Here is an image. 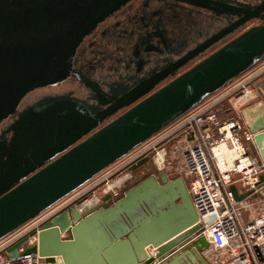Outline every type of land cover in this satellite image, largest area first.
Returning a JSON list of instances; mask_svg holds the SVG:
<instances>
[{"label":"water","instance_id":"water-1","mask_svg":"<svg viewBox=\"0 0 264 264\" xmlns=\"http://www.w3.org/2000/svg\"><path fill=\"white\" fill-rule=\"evenodd\" d=\"M129 1L0 0V123L14 116L0 129V240L264 60V1L173 0L229 24L196 40L130 91L106 92L93 83L97 95L48 94L19 109L32 91L73 76L80 43ZM251 19L259 23L243 29ZM241 114L264 162V105L244 107ZM152 153L148 148L65 202L13 241L7 254L36 252L51 264H174L190 249L207 264L200 253L208 243L197 236V216L181 176L168 177L153 161L154 173L136 176L120 197L113 195L118 182L97 192L123 168L151 160ZM230 190L237 201L249 194H239L234 185ZM32 238L36 242L27 245Z\"/></svg>","mask_w":264,"mask_h":264},{"label":"built area","instance_id":"built-area-1","mask_svg":"<svg viewBox=\"0 0 264 264\" xmlns=\"http://www.w3.org/2000/svg\"><path fill=\"white\" fill-rule=\"evenodd\" d=\"M261 72L241 79L242 75L209 96L151 137L145 146L131 152L114 169L130 163L148 148H152L153 160L155 154L162 153L161 164L166 160L164 158H169L167 176L181 173L186 179L187 192L197 216V236H204L208 243L200 253L207 264H264V162L251 151L254 132L235 116L221 118L219 113L225 100L233 108L236 104L245 106L255 97L264 103V79L256 82ZM154 162L157 164L156 160ZM99 181L78 189L71 198ZM105 183L102 191L112 185L109 180ZM231 185L239 194H249L237 201L230 190ZM97 195L93 193V203L98 200ZM254 200L256 212L249 220H244L242 212ZM63 204L57 203L0 240V264H51L36 252H24L22 249L9 256L6 248ZM30 241L34 244L36 239L32 238L27 243Z\"/></svg>","mask_w":264,"mask_h":264},{"label":"flooded vegetation","instance_id":"flooded-vegetation-1","mask_svg":"<svg viewBox=\"0 0 264 264\" xmlns=\"http://www.w3.org/2000/svg\"><path fill=\"white\" fill-rule=\"evenodd\" d=\"M238 1L257 5L264 0ZM212 19L206 12L200 13L173 0H130L83 39L74 56L76 73L73 76L56 85L32 91L19 109L48 94L73 92L82 98L89 93L97 95L93 83L99 84L106 92L110 89L130 91L142 79L163 71L171 61L186 53L196 40L209 38L229 24L226 20L217 22ZM248 23L257 24L259 20L251 19ZM172 39L175 42L168 45ZM13 118L1 122L0 129ZM152 155V161L129 171L125 167L117 175L119 178L130 174L114 190L116 198L134 184L136 176L140 180L154 173L149 169L154 168Z\"/></svg>","mask_w":264,"mask_h":264},{"label":"rangeland","instance_id":"rangeland-1","mask_svg":"<svg viewBox=\"0 0 264 264\" xmlns=\"http://www.w3.org/2000/svg\"><path fill=\"white\" fill-rule=\"evenodd\" d=\"M251 25H254V23H252V24H250V23L246 24V26H245L243 29H245L246 27L251 26ZM243 29H241V30L238 31L237 33L241 32ZM237 33H235L234 35H236ZM234 35H233V36H234ZM193 63H194V62H193ZM193 63H191V64H193ZM243 107H244V105H243V106L238 105V106H237V111L232 110V111H230V113H229V112L225 111V109L229 108L228 103L225 101V102L222 104V110L219 112V113H220V117H221V118H226V117H228V116H235L236 118L242 120L243 118H242L241 111H242ZM151 139H152V138L148 139L147 141L149 142V140H151ZM147 141H146L145 143H147ZM145 143H143L144 145L142 144V146H145V145H146ZM139 147H141V145H140ZM157 151H159V150H157ZM251 151H252L254 154H256V155H259V154H258V150H257V148H256L255 145H252V146H251ZM132 152H133V151H132ZM157 156H160V158H159V159H156ZM161 159H162V153H161V152H158V154H155V156H154V160L157 161V162H156L157 164H155V167H156L158 170H161V171L166 172V171H168V167H170V164H169V158H167V157L164 158V159H166V160L164 161L163 164H161ZM121 160H122V159H121ZM121 160H119V161L121 162ZM154 160H153V161H154ZM119 161L115 162L114 164H112L111 166H109L107 169H105L106 172L109 171V170H111L114 166L117 167L118 164H120ZM105 170H104V171H105ZM104 171H103V172H104ZM166 174H167V173H166ZM127 175L129 176L130 174H126V177H127ZM124 176H125V175H124ZM124 176H120L119 178L117 177L116 179H114V182H113V183L118 182V184H117L116 186H119L120 184H122V183H121V180L124 179V178H126V177H124ZM96 177H97V176H96ZM96 177H95V178H96ZM95 178H94V179H95ZM117 179H118V180H117ZM116 180H117V181H116ZM92 181H93V180H92ZM90 183H91V181H90ZM87 184H88V183H87ZM87 184H86V185H87ZM109 184H111V183H109ZM97 192H98V193H99V192H102V190H101V189H98ZM97 192H95V194H96ZM94 202H97V200H94ZM88 204H89V203H88ZM256 209H257V203H256V201H255V200H254V201H251V204L246 208V210H244V211L242 212V218H243L244 220H249V219L253 216V214L256 212Z\"/></svg>","mask_w":264,"mask_h":264},{"label":"crops","instance_id":"crops-1","mask_svg":"<svg viewBox=\"0 0 264 264\" xmlns=\"http://www.w3.org/2000/svg\"><path fill=\"white\" fill-rule=\"evenodd\" d=\"M261 71H262V72H261ZM258 72H261V73H259V77H258V79L256 80V82H257V81H260V82H261V81L264 79V60H263L262 62H260L257 66H255L253 69H251L250 71H248L246 74H244L243 77H241V79L244 78V77H247L248 75L256 74V73H258ZM256 82H255V83H256ZM255 83H254V84H255ZM225 101H226V102L228 103V105H229V108H227V110L225 109L227 112L230 113V111H232V110L237 111V106H238V104H236V105L234 106V108H233V107L230 105V103L228 102V100H225ZM225 101H223L222 104H223ZM256 103H261V104L264 105V103H262L258 97H255L253 100L247 102L248 105L246 104L244 107L251 106V105L256 104ZM221 106H222V105H221ZM244 107H243V108H244ZM241 121L244 122V118H243ZM244 123H245V122H244ZM137 150H138V149H137ZM118 166H119V164H118ZM118 166H117V167H118ZM115 168H116V167L114 166L111 170H109V171H107V172H106V170H105L104 172L100 173L99 175H97V177H96L95 179H93V181H91V183L89 182V183H88L87 185H85L83 188H87L88 186L92 185V184L95 183L96 181H99V180L102 179L104 176H106L107 174H109L110 172H112ZM176 176H181L182 179H183V181H184V183H186V179H185V177H184L181 173H178ZM113 182H114V181H112L111 184H114ZM77 192H78V191H77ZM77 192L71 194L70 196H68V197L65 198L64 200L60 201V202L58 203V205L63 204L64 202H66L67 200H69L72 196H74L75 194H77ZM62 202H63V203H62ZM31 242H32V241H30V242L27 243V244H31ZM20 250H21V249H19V251H20ZM168 256H169V255H168ZM170 256H171V254H170ZM170 256H169V257H170ZM179 256H180V258H178V256L176 257V259H175V261H174V264H200V263L196 260V258L194 257V254L192 253V250H190V249H188L187 251H183ZM166 259H167V258H166Z\"/></svg>","mask_w":264,"mask_h":264},{"label":"bare ground","instance_id":"bare-ground-1","mask_svg":"<svg viewBox=\"0 0 264 264\" xmlns=\"http://www.w3.org/2000/svg\"><path fill=\"white\" fill-rule=\"evenodd\" d=\"M159 158H160V156H157V157H156V159H159ZM145 167H146V166H145Z\"/></svg>","mask_w":264,"mask_h":264}]
</instances>
